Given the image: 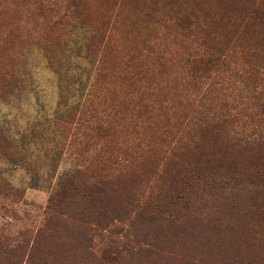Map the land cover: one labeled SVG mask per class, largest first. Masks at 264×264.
Here are the masks:
<instances>
[{
    "label": "rangeland",
    "instance_id": "374dc122",
    "mask_svg": "<svg viewBox=\"0 0 264 264\" xmlns=\"http://www.w3.org/2000/svg\"><path fill=\"white\" fill-rule=\"evenodd\" d=\"M81 1L0 0V264H264V194L224 170L197 179L179 149L201 144V123L216 119L183 64L197 44L176 32V12L194 0ZM200 8L217 35H226V12L242 11L241 24L243 11L264 18V0H200ZM107 28L103 51L89 38ZM149 47L166 51L164 67L129 82L126 62L152 57ZM97 79L105 83L94 87ZM225 95L238 108L254 103L241 90ZM89 102L125 127L110 153L89 136ZM160 103L187 117L179 136L163 119L150 126ZM77 171L88 186L105 178L102 198L72 195L66 179Z\"/></svg>",
    "mask_w": 264,
    "mask_h": 264
},
{
    "label": "trees",
    "instance_id": "16d2710c",
    "mask_svg": "<svg viewBox=\"0 0 264 264\" xmlns=\"http://www.w3.org/2000/svg\"><path fill=\"white\" fill-rule=\"evenodd\" d=\"M81 2V0H71L74 8L78 7ZM241 13L242 11L236 16L237 19H233L231 16L233 13L229 12L220 15L219 26L224 24L223 32L226 31V35L219 33L220 31H217L219 33L217 35L216 30L207 22L206 13L200 8V0H194L192 5L176 12L177 16L174 20L177 34L197 44L186 51V57L182 59L195 87L200 85L195 94L201 93L206 88L203 96L206 100L201 99L200 104L206 102L205 107H210L209 111L213 109V105H216L214 107L216 119L212 122H204L205 124L201 123L204 126L200 125L199 132L197 131L201 144L190 146V140H188L179 149H183L186 156L192 157L186 166L187 168L194 167L197 179L200 180L203 173L213 175L224 170L227 173L226 178H229L230 181L240 184L246 182L255 188L256 194H264V18L259 14V10L251 11L248 16L246 11H243L245 15L240 21L244 22L247 17L249 21H245L246 24H241L237 21L241 18ZM251 20V25H249ZM103 30L102 34H93L89 40L92 41L91 45L100 46L101 50L105 51L110 44L111 36H107L110 34L108 28ZM251 34L257 39H261L262 45L250 42L251 39L243 42V39L249 38ZM222 36L225 37L224 41L220 40ZM130 52L132 51L128 53ZM148 52L153 56H147L142 60L131 56L126 62L125 78L129 82L137 80L142 73L146 74L154 67H164L166 63L165 50L157 53L153 51L152 47H149ZM105 60L106 58H102L100 61L101 72L108 70V62ZM137 81L144 82L143 79ZM104 83L105 81L97 79L94 82V87ZM133 85L134 83L130 86ZM229 90L244 91L250 95V99L254 103L245 108L229 105L227 103L229 96L225 95ZM138 91L140 92L141 88ZM149 93L155 95L153 92L149 91ZM144 94H146L145 91ZM197 100L196 97L193 98L194 102ZM187 102L189 103V100ZM164 106L163 103L157 104L155 110L162 113L161 118L155 122L151 116H147L150 120L149 124L158 127V124L162 123L160 120L163 119L166 122L162 128L169 129V131L176 130V135L179 136L183 132L181 121H186L187 117L172 118L164 111L167 108ZM218 108L219 110H216ZM85 110L90 119L95 120L94 125L89 127L90 138L102 141L101 150L110 153V150L113 149L112 138L117 131L125 128L124 125L99 117L98 108L90 102ZM236 110L238 114L232 115V112ZM197 112L200 115L203 114V112ZM240 124L244 130L243 133L238 134L234 131L231 134L229 128ZM139 125L140 122L135 124L134 131L138 130ZM196 149L198 157H195V153H193ZM160 160L163 162V158ZM82 173V171H77L66 179L72 195L82 196L90 202L102 198L105 194V178L101 177L95 185L88 186V183L81 177ZM189 179V181L194 180L193 178ZM185 183L188 184V182Z\"/></svg>",
    "mask_w": 264,
    "mask_h": 264
}]
</instances>
